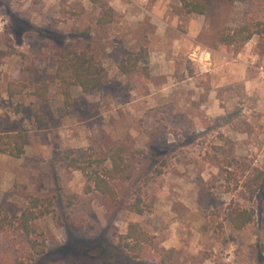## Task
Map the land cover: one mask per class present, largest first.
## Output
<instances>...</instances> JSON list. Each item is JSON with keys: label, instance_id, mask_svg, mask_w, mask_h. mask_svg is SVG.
<instances>
[{"label": "rangeland", "instance_id": "1", "mask_svg": "<svg viewBox=\"0 0 264 264\" xmlns=\"http://www.w3.org/2000/svg\"><path fill=\"white\" fill-rule=\"evenodd\" d=\"M205 1L198 14L181 0H0V48L16 51L0 63V136L28 135L24 156L0 152V220L9 219L0 255L28 261L27 238L9 223L42 197L53 211L33 220L32 236L47 252L29 264L83 263L72 237L118 248L131 222L173 249L176 264H264V187L252 195L244 184L264 171V33L244 44L221 40L226 28L263 27L264 0ZM109 7L113 21L101 26ZM68 46L88 49L108 70L100 91L71 87V104L55 79V51ZM140 47L149 78L118 68ZM11 80L28 87L10 97ZM43 81L51 83L46 102L34 94ZM118 145L130 168L113 181L116 199L87 192L84 173L64 156L88 150L95 159ZM139 197L143 213L132 206ZM233 207L254 208L255 221L235 229L226 218ZM123 253L133 264H160L154 251Z\"/></svg>", "mask_w": 264, "mask_h": 264}, {"label": "trees", "instance_id": "2", "mask_svg": "<svg viewBox=\"0 0 264 264\" xmlns=\"http://www.w3.org/2000/svg\"><path fill=\"white\" fill-rule=\"evenodd\" d=\"M183 7L189 13L205 14L207 5L205 0H181ZM115 11L112 7L104 10L98 18L97 23L105 26L113 21ZM264 33V26L259 27L250 23H245L233 29L226 28L221 35V40L226 44H244L247 43L255 34ZM16 51L11 49L0 48V63L11 57ZM57 58V68L55 79L60 82L62 94L65 102L71 104L72 92L71 87L80 86L84 93H93L102 90L107 84L108 70L106 66L97 59L88 49L71 47L57 49L55 51ZM149 56L146 47L139 49H130L126 56L123 57L118 68L123 74L140 73L149 78L151 75L148 63L144 62ZM51 83L43 81L35 86L34 94L42 101H48ZM28 87L25 81H9L7 84V93L10 97L23 93ZM38 128L44 129L48 125L47 119L41 115H36ZM230 140V139H228ZM28 135L26 130L9 132L0 136V152L20 158L26 153V144ZM231 142V141H230ZM125 149L121 145L111 148L104 156L92 158V154L88 150L80 151L74 155L73 151L67 152L64 156L67 159L69 167L81 170L87 180L86 191H98L99 193L116 199L118 193L113 185L114 180H126L128 178V169L130 164L126 161L124 155ZM88 158V159H87ZM110 160L111 166L105 163ZM94 162L97 165L94 166ZM231 164V165H230ZM229 166H232L230 163ZM94 166V167H93ZM91 168V169H89ZM230 175L233 171L225 169ZM161 172V171H160ZM230 179V177H227ZM245 186L249 188L253 195L264 187V171H258L245 181ZM254 186V187H253ZM140 197L132 204L133 209L137 213H143L145 208L140 205ZM44 206L39 211L36 208ZM264 214V204L261 205ZM53 211L50 205L45 204V199L35 197L31 206L24 210L16 222L9 223L11 228L20 229L27 238L30 254L28 261L25 259H10L7 255H0V264H29L30 260H37L38 257L45 255L47 245L45 240H39L32 236V222ZM226 218L232 226L241 230L256 219V210L254 208L233 207L227 211ZM8 217L0 220V224L5 229L8 224ZM261 228L264 229V215L260 218ZM76 234L72 237L74 245L83 246L82 255L83 263L72 261L70 264H133L131 260L124 255L123 252L132 254L134 257L141 258L151 251H154L159 258L160 264H176L173 260V249L163 250L155 242L154 236L151 235L139 222H131L128 225L127 232L119 235L118 248L107 245L104 241L84 242L78 239ZM102 245V246H101ZM120 248V249H119ZM261 251L264 246L260 245ZM260 253V252H259ZM259 261L264 258L261 254ZM38 262V260H37Z\"/></svg>", "mask_w": 264, "mask_h": 264}]
</instances>
